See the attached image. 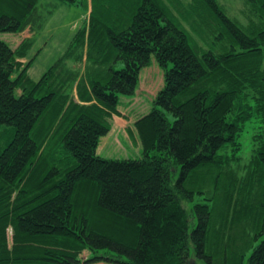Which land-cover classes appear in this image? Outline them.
<instances>
[{
  "label": "trees",
  "instance_id": "16d2710c",
  "mask_svg": "<svg viewBox=\"0 0 264 264\" xmlns=\"http://www.w3.org/2000/svg\"><path fill=\"white\" fill-rule=\"evenodd\" d=\"M57 3L87 16L36 81L35 39L0 38V264H264V0H0V32ZM152 54L142 156H100Z\"/></svg>",
  "mask_w": 264,
  "mask_h": 264
},
{
  "label": "rangeland",
  "instance_id": "374dc122",
  "mask_svg": "<svg viewBox=\"0 0 264 264\" xmlns=\"http://www.w3.org/2000/svg\"><path fill=\"white\" fill-rule=\"evenodd\" d=\"M53 1L55 0H42L43 3H51ZM218 1L223 4L229 17L235 18L242 23L245 22L246 17L243 10L246 4L244 3V0ZM85 16L87 15H85V13L83 14L81 9L78 7L57 3V5L54 6L51 15L46 17L45 23L40 30L31 31L26 28L17 33L0 32V38L8 41L12 47L17 46L23 38L32 37L35 39L34 44L29 51V55L35 54L34 60L30 64L27 73L33 80L36 81L49 67V65H51L63 53L74 32L81 25V21ZM24 61L25 59H22V62ZM72 64L77 66V68H81L83 65L82 63L70 62V65ZM121 66L122 62L118 61L114 67L119 68ZM162 86L163 69L158 65L155 56L152 54L150 63L147 66L142 67L139 71V79L134 93L132 95L119 96V103L117 105L118 110L121 111V119H119V121L123 124L122 118L127 119V127L134 129L132 123L141 114L150 109L153 104L155 94ZM15 94H18V90ZM256 131L257 130L249 132L252 134ZM245 137L250 140L249 134ZM248 140L244 143V147L246 149L244 152H241V154L245 157L244 161L247 160L246 157H248L251 152V143ZM141 150V144L135 131L131 132L125 128H121L116 131L115 128H112V131L100 138L96 152L100 156L106 158L123 159L127 157L139 158L142 156ZM87 254L88 252L84 250L81 253V259H86ZM82 264L116 263L97 261Z\"/></svg>",
  "mask_w": 264,
  "mask_h": 264
},
{
  "label": "crops",
  "instance_id": "0c3cea01",
  "mask_svg": "<svg viewBox=\"0 0 264 264\" xmlns=\"http://www.w3.org/2000/svg\"><path fill=\"white\" fill-rule=\"evenodd\" d=\"M121 112V111H120ZM119 119H121V114H120V116H115V115H113L112 116V126H111V128H110V130H109V132L110 131H112V128L114 129H116V131H118V130H120L121 128H127V126H128V124H126V121H128L127 119H124V118H122V120H123V124L119 121ZM114 123V124H113ZM119 133V132H118Z\"/></svg>",
  "mask_w": 264,
  "mask_h": 264
},
{
  "label": "clouds",
  "instance_id": "9594fccd",
  "mask_svg": "<svg viewBox=\"0 0 264 264\" xmlns=\"http://www.w3.org/2000/svg\"><path fill=\"white\" fill-rule=\"evenodd\" d=\"M248 158H250V157H246V159H248ZM244 175V173H238V176H240V177H242Z\"/></svg>",
  "mask_w": 264,
  "mask_h": 264
}]
</instances>
